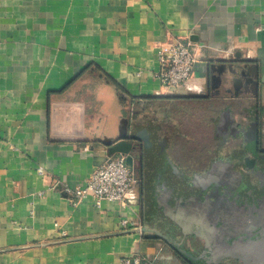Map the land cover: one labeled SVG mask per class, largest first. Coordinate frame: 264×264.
Masks as SVG:
<instances>
[{
	"label": "crops",
	"instance_id": "1",
	"mask_svg": "<svg viewBox=\"0 0 264 264\" xmlns=\"http://www.w3.org/2000/svg\"><path fill=\"white\" fill-rule=\"evenodd\" d=\"M169 36L194 45L191 83L200 90L164 92L157 46ZM230 60L243 66L239 81H210V68ZM122 118L129 129L155 124L180 171L244 150L236 127L256 123L264 150V0H0V264H118L134 255L190 264L138 230L173 224L157 206L146 209L144 154L129 164L137 182L125 203L66 191L112 156L102 139Z\"/></svg>",
	"mask_w": 264,
	"mask_h": 264
},
{
	"label": "water",
	"instance_id": "2",
	"mask_svg": "<svg viewBox=\"0 0 264 264\" xmlns=\"http://www.w3.org/2000/svg\"><path fill=\"white\" fill-rule=\"evenodd\" d=\"M242 68L230 60L228 64L212 66L209 79L218 85L235 83L242 75ZM256 128V123L250 130L236 127L235 132L245 136L244 150L249 154L236 152L230 160L218 159L204 173L189 179L166 155V143L157 140L155 124L135 123L129 129L128 119L122 118L117 134L106 136L102 142L109 155L125 154L128 164H132L133 155L144 154L146 209L152 208L156 212L154 207L157 206L160 209L157 213L167 217L178 231L174 232L173 224L164 232L158 230L154 216L151 217L154 228L138 230L147 233L149 238L163 240L190 264H217L224 257L246 260V264H264V213L256 211L261 220L258 222L244 215L247 211L239 206L248 207L246 199L252 193L264 197V154L256 147ZM253 171L260 174L254 182L256 172ZM242 186L249 190L245 195L247 198L242 200L243 203L235 202L237 205L231 208L230 215H226L225 208L233 202L229 197L237 194ZM252 210L250 206L248 213L254 215ZM177 236L180 240H174Z\"/></svg>",
	"mask_w": 264,
	"mask_h": 264
},
{
	"label": "built area",
	"instance_id": "3",
	"mask_svg": "<svg viewBox=\"0 0 264 264\" xmlns=\"http://www.w3.org/2000/svg\"><path fill=\"white\" fill-rule=\"evenodd\" d=\"M159 79L166 94L178 92L179 89L200 90L192 84L194 66L198 61L195 47L190 42L169 36L158 43ZM137 177L131 165L126 162V155L118 153L108 156L91 173L85 184L66 191L74 200H81L92 195L95 202L116 201L125 203L131 187ZM126 222L123 221V224ZM118 264H152L143 256L122 257Z\"/></svg>",
	"mask_w": 264,
	"mask_h": 264
},
{
	"label": "flooded vegetation",
	"instance_id": "4",
	"mask_svg": "<svg viewBox=\"0 0 264 264\" xmlns=\"http://www.w3.org/2000/svg\"><path fill=\"white\" fill-rule=\"evenodd\" d=\"M258 150V152H260L261 154H264V150H261V149H257ZM237 152H244L245 154H249V152L248 151H246V150H242V151H237ZM238 153V154H239ZM259 161H261V160H259ZM209 168V166H206V167H204V168H202V169H200V171L199 172H196V171H193V172H189V171H187V170H184V169H181V171L185 174V176H187L189 179L190 178H192L195 174H201V173H204L207 169ZM198 170V169H197ZM253 172H256V175L255 176H253L254 178H253V182H254V180H257V178L258 177H260L259 175V173L257 172V171H253ZM241 190H239V192H237V194H233L232 196H228L230 199H233V202L232 203H230L229 204V206L228 207H226L225 208V210L224 211H226L225 213H226V215H228L229 213H230V210H231V208H233L234 207V205H237L239 202H242V200L244 199V198H247L245 195H246V193L249 191L248 190V188H244V186H242L241 188H240ZM248 190V191H247ZM241 197V198H240ZM229 199V200H230ZM235 199H238V200H235ZM224 200V199H223ZM223 200H221V201H223ZM247 200V203L249 204V206L247 207V206H244L242 203V205H239L240 206V208H244L247 212H245L246 214H244V215H246L247 217H253L256 221H261L260 220V218L258 219L257 218V215H256V211L257 210H259V211H263V213H264V197H261V195L259 196V194H253L252 193V195H250V197L249 198H247L246 199ZM237 204H236V203ZM221 204H223L222 202H220V205ZM250 206L253 208V210L251 211L254 215H251L250 214V212L248 213V211H249V208H250ZM217 210H219V209H217ZM230 215V214H229ZM249 218H247V220L249 219ZM251 220L249 219V222H250ZM241 225H245L244 223H242ZM246 226V225H245Z\"/></svg>",
	"mask_w": 264,
	"mask_h": 264
},
{
	"label": "rangeland",
	"instance_id": "5",
	"mask_svg": "<svg viewBox=\"0 0 264 264\" xmlns=\"http://www.w3.org/2000/svg\"><path fill=\"white\" fill-rule=\"evenodd\" d=\"M160 107V106H159ZM161 114V113H160ZM159 114V115H160ZM173 156V158H174V161H176V163H178L179 165H181L182 166V163L183 162H181V161H183L182 160V158L180 157V151H175L174 152V155H172ZM189 169V168H188Z\"/></svg>",
	"mask_w": 264,
	"mask_h": 264
}]
</instances>
